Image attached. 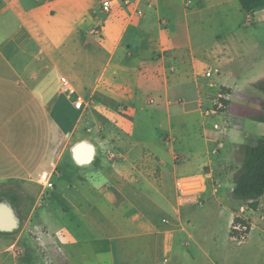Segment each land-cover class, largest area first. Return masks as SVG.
Wrapping results in <instances>:
<instances>
[{"label": "crops", "instance_id": "obj_1", "mask_svg": "<svg viewBox=\"0 0 264 264\" xmlns=\"http://www.w3.org/2000/svg\"><path fill=\"white\" fill-rule=\"evenodd\" d=\"M103 1L0 0V198L26 202L20 232L0 233L13 242L0 264L18 242L24 255L38 242L69 264H264V242H247L264 218L247 221L240 242H198L193 211L176 207L179 178L201 175L204 196L220 180L217 149L245 144L244 118L222 114L221 129L203 109L216 87L254 83L238 57L257 50L251 35L212 30L233 19L246 28L254 0H108L109 12ZM254 17L244 16L251 27ZM81 142L93 147L88 164L73 159ZM183 160L191 167L180 173Z\"/></svg>", "mask_w": 264, "mask_h": 264}, {"label": "rangeland", "instance_id": "obj_2", "mask_svg": "<svg viewBox=\"0 0 264 264\" xmlns=\"http://www.w3.org/2000/svg\"><path fill=\"white\" fill-rule=\"evenodd\" d=\"M244 3H247V1ZM245 7L246 8L243 10L240 19L244 22V26H247L246 28H238V26H236L235 20L233 19L231 23L221 22L219 24H214L215 28L212 26V30L214 31V34L224 37L227 35V33L234 32V29L237 30V34L245 33L248 36L251 35L252 43L256 44L257 50H253L249 54H244L243 57H238H241L240 63L243 64L241 65L242 79L248 78L251 80L250 82L254 83L243 87H220L226 94L230 96L228 100H225L228 102L227 104L222 103L221 107L214 106V111L217 113V115L214 117V120L210 121V124L213 125L215 123L221 129L224 126L225 128H229L228 124H224L223 116L220 115L229 113L239 115L245 119V122H243L242 125L239 124L241 128L237 130L242 135V140L245 143L244 145H251L264 135V125L248 119V117L251 115L259 113L264 114V93L255 87L257 82L264 80V13H262L264 0H254L252 4H247ZM251 8L255 12V23L252 24V27L250 22H246L244 19L245 14H247L249 9L251 11ZM217 76V74H213L212 77L216 78ZM207 80L210 81V83H213L212 79ZM215 97L216 92L211 97V99H215ZM240 146L241 145H238L232 148H227L226 146L219 147L217 149L216 155L219 158L224 159V165L220 169L219 173L220 180L213 181L211 185H208L206 188V194L204 196L202 195L200 198L188 199L186 201L179 198V201L176 204L178 209H190L193 211V216L189 218V223L186 224V226L189 228V232L193 231V238L195 241L202 242V238L206 237L208 242H240L241 237L234 235L233 237H230V231L232 227V224L230 225L231 219L237 216H244V220L251 222V218H264V197L259 200V207L257 211L254 212V214L249 209L247 203L238 202L236 204V202H234L230 197L233 175L239 169L242 161V152L240 150ZM190 167L191 164L188 163V160H183L182 162L177 163V168L180 173ZM214 190H217L216 194L213 193ZM170 194L172 197H174V201V191L171 190ZM211 195H214V197L208 199L211 197ZM2 199L4 198H0V200ZM5 199L9 200L11 205L15 208L19 218L24 217L22 207H26L25 200H16L10 198ZM200 217L202 218L199 219ZM255 225V227L260 226L261 231L264 232V219L260 221L259 224L255 223ZM20 230L21 227L11 234L19 233ZM250 233L251 238H249L247 241L248 235L245 239V242H264V233L258 230H253ZM244 236L246 235H243L242 237ZM11 243L13 242H0V246L4 245L6 248H8ZM20 243L21 242H18L17 246L11 249V251H8L12 255L7 260L6 264H10L12 261H14V259H17L18 264H69L67 260H65L62 256H59L56 252L53 253V257L49 256L47 259L45 254L41 251L38 242H30L29 246L32 247L28 248L25 253L26 255H24L21 247L19 246ZM17 250L19 253H17ZM254 250H256V248L243 249V251L239 254H241L242 257H247L246 255L253 254ZM259 256H264V252H261L260 249ZM242 264L249 263L248 261L245 262V260H242Z\"/></svg>", "mask_w": 264, "mask_h": 264}, {"label": "trees", "instance_id": "obj_3", "mask_svg": "<svg viewBox=\"0 0 264 264\" xmlns=\"http://www.w3.org/2000/svg\"><path fill=\"white\" fill-rule=\"evenodd\" d=\"M255 87L264 93V80ZM227 104V101H222ZM248 119L264 125V114H255ZM242 161L233 175L230 197L233 201L245 202L249 209L256 210L259 199L264 196V137L254 144L241 145ZM238 228V229H236ZM249 232L247 221L235 217L232 222L230 236L242 237Z\"/></svg>", "mask_w": 264, "mask_h": 264}, {"label": "built area", "instance_id": "obj_4", "mask_svg": "<svg viewBox=\"0 0 264 264\" xmlns=\"http://www.w3.org/2000/svg\"><path fill=\"white\" fill-rule=\"evenodd\" d=\"M112 6H113V3L108 0H105L101 3V8H102V11L104 12H109ZM213 74L218 75L217 71L207 70L204 73V77L206 79H212ZM61 93L67 97L73 93L67 81L62 82ZM228 99H229V95L226 94L222 88L217 87L216 97L213 101V108L214 106L221 107L222 101H225ZM80 107H81V102L79 99H77L74 103V108L79 110ZM213 108L211 110L203 109V116L204 117L211 116L214 112ZM214 128H218V126L215 125ZM39 182L46 188L53 187V184L50 181L49 175L45 172L40 174ZM176 190L178 193V197L181 198L182 200H188V199H193V198L196 199L197 196L201 195L204 192V180L201 175L182 176L181 178L178 179L176 183Z\"/></svg>", "mask_w": 264, "mask_h": 264}, {"label": "water", "instance_id": "obj_5", "mask_svg": "<svg viewBox=\"0 0 264 264\" xmlns=\"http://www.w3.org/2000/svg\"><path fill=\"white\" fill-rule=\"evenodd\" d=\"M73 159L79 164L92 160L93 147L85 142L79 143L72 151ZM20 218L7 199L0 200V233H12L19 228Z\"/></svg>", "mask_w": 264, "mask_h": 264}]
</instances>
